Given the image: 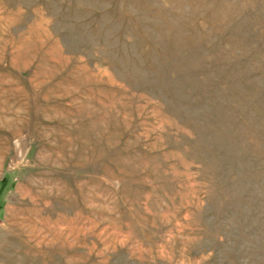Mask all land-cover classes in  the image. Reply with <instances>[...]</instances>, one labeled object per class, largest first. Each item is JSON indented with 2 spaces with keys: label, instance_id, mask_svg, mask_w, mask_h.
Returning <instances> with one entry per match:
<instances>
[{
  "label": "rangeland",
  "instance_id": "rangeland-1",
  "mask_svg": "<svg viewBox=\"0 0 264 264\" xmlns=\"http://www.w3.org/2000/svg\"><path fill=\"white\" fill-rule=\"evenodd\" d=\"M0 264H264V0H0Z\"/></svg>",
  "mask_w": 264,
  "mask_h": 264
}]
</instances>
